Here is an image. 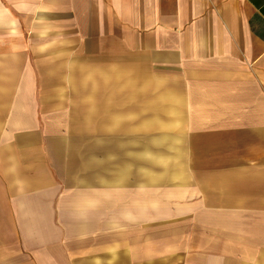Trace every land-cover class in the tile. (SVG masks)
I'll return each mask as SVG.
<instances>
[{
    "label": "crops",
    "instance_id": "obj_1",
    "mask_svg": "<svg viewBox=\"0 0 264 264\" xmlns=\"http://www.w3.org/2000/svg\"><path fill=\"white\" fill-rule=\"evenodd\" d=\"M0 264H264V0H0Z\"/></svg>",
    "mask_w": 264,
    "mask_h": 264
},
{
    "label": "rangeland",
    "instance_id": "obj_2",
    "mask_svg": "<svg viewBox=\"0 0 264 264\" xmlns=\"http://www.w3.org/2000/svg\"><path fill=\"white\" fill-rule=\"evenodd\" d=\"M65 87V85H63V84H60V85H58V86H52V85H48L47 87H49L50 89H51V91H48V92H51V93H56V91L57 90H55V88H62V87ZM64 89V88H63ZM136 92V90H134V93ZM122 93V91L119 93V94H121ZM137 95V94H136ZM136 95L134 94V96H133V105L136 103V100H135V97H136ZM117 101L119 102L118 103V109L119 110H121V109H125V107L127 106L126 104H129V103H127L126 102V100H125V97L121 94L120 96H118L117 97ZM138 105V104H137ZM132 105H129V107H131ZM125 113V112H124ZM135 115H133L134 117H133V121H134V123H138L139 121V118H140V114H143V113H146V112H142L141 110H137V111H134L133 112ZM134 130V132L136 133V135H137V133H140L141 131H142V129H140V128H119L118 129V132L120 133V135L122 136V135H128V134H131V133H133L132 131ZM158 130V128L157 127H153V128H150V131H157ZM102 131V133H104V134H106L107 133V131L108 130H98V131H96V133H99V132H101ZM91 132H95V131H93V130H87V133H89V135L91 134Z\"/></svg>",
    "mask_w": 264,
    "mask_h": 264
}]
</instances>
